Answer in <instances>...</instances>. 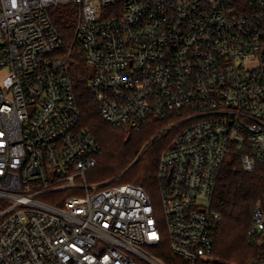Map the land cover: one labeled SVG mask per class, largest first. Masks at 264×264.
Listing matches in <instances>:
<instances>
[{
  "label": "built area",
  "instance_id": "obj_1",
  "mask_svg": "<svg viewBox=\"0 0 264 264\" xmlns=\"http://www.w3.org/2000/svg\"><path fill=\"white\" fill-rule=\"evenodd\" d=\"M66 3L101 117L174 136L158 205L140 186L89 181L102 146L80 127L50 16ZM227 157L264 165V0H0V264H165L152 252L164 233L174 256L207 259ZM252 220L264 243V189Z\"/></svg>",
  "mask_w": 264,
  "mask_h": 264
},
{
  "label": "trees",
  "instance_id": "obj_2",
  "mask_svg": "<svg viewBox=\"0 0 264 264\" xmlns=\"http://www.w3.org/2000/svg\"><path fill=\"white\" fill-rule=\"evenodd\" d=\"M55 29L63 41V52L69 56L68 65L74 93L81 111L80 127L91 131L102 146L98 165L90 173L91 183L112 181L113 184H133L142 187L153 197L152 188L156 182L157 164L160 155L171 146L174 136L166 135L158 141L149 140L163 127L162 121L151 120L140 130L117 128L107 123L100 115L98 104L90 91L91 69L85 63L82 50L74 44L78 8L71 3L59 5L50 10ZM165 141L161 146L160 142ZM137 160L135 163L134 161ZM138 168V169H137ZM135 169V175H131ZM141 173L137 174V171ZM129 179V180H128ZM264 189V165L247 173L242 170L238 157L226 163L216 190L214 208L222 215L214 239L215 261H198L196 264H250L264 259V243L250 232L253 228L252 210L260 201ZM160 207V206H159ZM241 236L248 244V260H233L220 250L225 239ZM258 239V240H257ZM152 252L165 264H188L170 251L169 239L164 233L163 241ZM212 253V254H213Z\"/></svg>",
  "mask_w": 264,
  "mask_h": 264
},
{
  "label": "rangeland",
  "instance_id": "obj_3",
  "mask_svg": "<svg viewBox=\"0 0 264 264\" xmlns=\"http://www.w3.org/2000/svg\"><path fill=\"white\" fill-rule=\"evenodd\" d=\"M166 127L165 124H163V127L160 131H162L164 128ZM160 132H156L152 137L151 139L149 140V142L153 141V140H156L158 141L159 139H161L162 137L164 136H161V137H158V134ZM158 137V138H156ZM165 143V141H161L160 144L161 146ZM137 160L134 161V163L136 162ZM232 161V158L230 157H227V163L231 162ZM138 169V168H137ZM135 169L133 172H131L132 174L129 175L128 177L126 178H130L132 176L135 175V172L136 170ZM141 173V171H137V174ZM134 174V175H133ZM129 180V179H128ZM152 193H153V196L158 199V196H159V188H155V185H154V188H152ZM159 201V200H158ZM217 233L215 234V237ZM216 239V238H215ZM258 240V239H257ZM260 241V240H259ZM248 244H246V242H244V239L241 237V236H234V238H229V239H225L222 244H221V247H220V250L221 252L223 253V251L227 252L233 260H236L237 258H239L241 260V262H246V261H249L248 260V254H247V251L249 252V254L251 253V250H249V248H247ZM215 253V251H214ZM214 253L212 254V256H210L209 258L207 259H204L203 261H215L214 259ZM252 254V253H251Z\"/></svg>",
  "mask_w": 264,
  "mask_h": 264
}]
</instances>
